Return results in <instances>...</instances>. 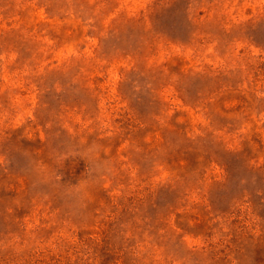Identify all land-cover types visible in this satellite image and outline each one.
<instances>
[{"label":"rangeland","instance_id":"obj_1","mask_svg":"<svg viewBox=\"0 0 264 264\" xmlns=\"http://www.w3.org/2000/svg\"><path fill=\"white\" fill-rule=\"evenodd\" d=\"M0 264H264V0H0Z\"/></svg>","mask_w":264,"mask_h":264}]
</instances>
